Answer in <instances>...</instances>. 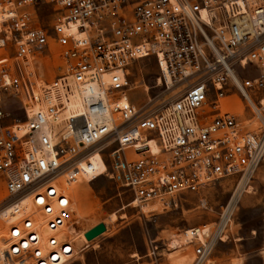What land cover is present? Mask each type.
Returning a JSON list of instances; mask_svg holds the SVG:
<instances>
[{
	"label": "built area",
	"instance_id": "built-area-1",
	"mask_svg": "<svg viewBox=\"0 0 264 264\" xmlns=\"http://www.w3.org/2000/svg\"><path fill=\"white\" fill-rule=\"evenodd\" d=\"M0 56V264L73 260L71 190L102 176L161 209L232 179L216 220L183 234L193 264L228 239L264 161V0H0ZM145 59L168 94L146 109L129 96Z\"/></svg>",
	"mask_w": 264,
	"mask_h": 264
},
{
	"label": "rangeland",
	"instance_id": "rangeland-1",
	"mask_svg": "<svg viewBox=\"0 0 264 264\" xmlns=\"http://www.w3.org/2000/svg\"><path fill=\"white\" fill-rule=\"evenodd\" d=\"M37 14L38 22L49 30L54 24L55 11L50 5L43 4ZM50 48L57 51L53 38ZM56 59L54 57L53 62ZM129 70L132 104L145 109L160 106L168 94L154 87L157 73L154 61L133 62ZM237 73L242 74L239 67ZM56 75V69L47 66L43 79L51 81ZM235 93L233 91L232 95ZM253 175L251 187L238 202L228 239L213 245L209 262L205 264H264V161ZM234 187L232 179H223L205 186L198 193L179 194L177 205L161 209L150 204L130 206L133 196L117 188L107 177L95 178L92 182L81 180L71 190L77 222V229L71 233L80 229L87 232L100 223L106 230L92 241L77 238V255L66 264H193L196 241L184 244L185 230L216 220V212L227 203ZM202 200L213 211L200 207ZM113 213L124 217L110 222ZM173 242L177 248L171 245ZM181 255L185 262L177 263L175 260Z\"/></svg>",
	"mask_w": 264,
	"mask_h": 264
},
{
	"label": "bare ground",
	"instance_id": "bare-ground-1",
	"mask_svg": "<svg viewBox=\"0 0 264 264\" xmlns=\"http://www.w3.org/2000/svg\"><path fill=\"white\" fill-rule=\"evenodd\" d=\"M0 58H2L1 56H0ZM152 151L153 152H155L156 151V148L152 145ZM87 181L88 182H92V181H94V180H92V179H87ZM131 205H135V203L134 202H131V204H130V206ZM150 209H152V208H150ZM124 217V215H121L120 217L119 216H117V214H115V213H113L112 215H110V217H109V221L110 222H113V221H116L118 218H123ZM74 236H75V238L77 239V238H81V237H85V239H86V241H89V240H87V238H86V230L85 229H80V230H77V232L74 234ZM183 241V240H182ZM186 242L184 241V244H185ZM171 245L174 247V248H177V245H176V243L175 242H173V243H171ZM177 263H184L185 262V257L183 256V255H181L180 257H177L176 258V260H175ZM209 262V260L207 261V263Z\"/></svg>",
	"mask_w": 264,
	"mask_h": 264
},
{
	"label": "water",
	"instance_id": "water-1",
	"mask_svg": "<svg viewBox=\"0 0 264 264\" xmlns=\"http://www.w3.org/2000/svg\"><path fill=\"white\" fill-rule=\"evenodd\" d=\"M104 231H105V226H104V224L100 223V224L96 225L94 228H92L86 232V238H87V240L92 241L96 237L103 234Z\"/></svg>",
	"mask_w": 264,
	"mask_h": 264
},
{
	"label": "trees",
	"instance_id": "trees-1",
	"mask_svg": "<svg viewBox=\"0 0 264 264\" xmlns=\"http://www.w3.org/2000/svg\"><path fill=\"white\" fill-rule=\"evenodd\" d=\"M7 109H9L10 111H12L13 113H15V114H17V115H19L20 114V111H19V109H17V107H15V106H8L7 107Z\"/></svg>",
	"mask_w": 264,
	"mask_h": 264
}]
</instances>
